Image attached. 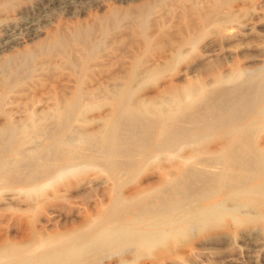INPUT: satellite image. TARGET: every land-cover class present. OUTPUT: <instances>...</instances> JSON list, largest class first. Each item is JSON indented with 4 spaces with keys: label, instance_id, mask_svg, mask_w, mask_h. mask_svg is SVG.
<instances>
[{
    "label": "rangeland",
    "instance_id": "rangeland-1",
    "mask_svg": "<svg viewBox=\"0 0 264 264\" xmlns=\"http://www.w3.org/2000/svg\"><path fill=\"white\" fill-rule=\"evenodd\" d=\"M2 1L3 3H1ZM2 1L0 0V36L4 35L3 31L6 26H20L29 19H34L36 25L42 29H39L38 32L32 29L22 30L21 38L23 40L21 44L11 51L2 53L3 44L0 43V65L14 60L17 69L21 68L20 65L24 67L20 69L21 74L16 75L17 77L12 78L13 73H0V131L5 130L0 132V150H2L0 152V166H6L4 168L6 172L16 168L14 170L16 171L15 176L12 174L14 171L10 172L9 176L3 170L0 172V177H3L0 178V258H2L0 264H9L13 260L10 259L13 250H16L17 246L22 245L24 247L32 240L38 241L40 238L50 239L49 237L55 238L61 235L64 236V234L66 236L78 233L87 238L90 236L89 232L91 233L96 226L98 227L100 222L106 219L115 201L120 202L122 207L129 208L131 212H135L136 205H146L152 201H154L152 203H155L154 197L137 200L138 195L150 192L165 177L169 179L171 177L177 178L180 174L178 167L182 165L187 169L189 164L186 162L190 157L203 155L207 151L214 152L220 144L216 142H203L197 143V145H195L196 143H182L175 145L173 150L176 153L170 151V153L161 152L156 153V155L150 150L145 151L141 146L134 144L133 141L135 142L136 136H130V131L133 129L141 137L150 139L151 135H154L151 133L153 130H159L160 126L169 125L171 118L178 115L184 108L183 105L178 104L177 106L174 103L176 98H174L173 92L185 86L188 82L204 79V81L210 83L218 72L225 69L229 70L235 66L244 69L247 75L264 67V0H232V3L228 2L230 0H221L223 2H220V0H152L150 6L142 4L145 0H76L77 2L75 0H57L60 6H49V0H12L18 2L17 4L13 2L8 9L2 7L8 0ZM208 1L213 3L210 4ZM19 3L20 5H18ZM14 4L16 5L14 6ZM216 4L222 6L220 8L222 11L225 10L223 11L224 21L226 19L225 25L208 27V31L202 33L198 19L200 20L203 13L209 14L216 7ZM202 5L205 7H202ZM212 5L213 9L211 8ZM139 6L141 7L139 8ZM208 6H211L208 9L209 12L206 8ZM242 6L246 8L243 11L244 13L238 10ZM158 7L159 9H157ZM204 8H206V11ZM125 11L129 12V18ZM199 11L203 13H199ZM251 11L253 14L259 13L261 24L248 31L245 30L242 24L251 15ZM111 12L115 13L112 14ZM136 13L139 14V17H136L138 16ZM7 16H11L12 19L7 20L5 18ZM109 16L111 17L109 18ZM132 16L134 18H130ZM62 19L64 20L60 21ZM78 20L79 22H77ZM97 20L101 22L99 23ZM135 20L136 22L140 21L136 23ZM67 21L68 23H66ZM80 24L84 31L81 32L83 39L78 41L75 38V31H78ZM94 24L97 31L93 26ZM86 25L90 30L86 29L85 31L84 27ZM66 27L72 28L69 31V33L71 32V35L68 36L69 40L67 39L69 46L68 43L59 45L57 50L52 49L53 53L40 54L36 52L45 44L51 43L52 40L47 38L46 34L50 36L56 31L64 30ZM44 29L47 30V33L42 31ZM104 30L108 33H105ZM32 34L35 37L34 39ZM190 36H196L197 38L192 45L187 43ZM95 38L98 40H95ZM42 40L43 43H41ZM76 43H81V45H76ZM142 44L143 46H141ZM180 44L184 45V52L180 59L165 65L160 61L157 66L153 64L154 61H158L166 53L172 52ZM87 46L89 49H87ZM62 49L63 51H61ZM26 50L28 51L26 52ZM94 51L95 53H93ZM33 52L37 53L36 57L38 58L32 56L31 60L29 56ZM49 54L55 55L48 56ZM20 58L22 60H19ZM136 60L139 61L138 65ZM134 69L136 75L133 79L129 74ZM0 70L2 71L1 66ZM124 88L125 90L122 92L129 91L132 94L130 101L132 100L133 104L142 106L144 111L142 110V113L139 114L141 123L127 125L126 129L121 130L119 139L126 143L123 146V152L117 155L118 159L108 160L107 157L102 155L95 165L91 164L86 168L66 172L58 179L52 180L53 176L70 162L73 155L79 159L78 164L86 163L84 161L87 159L80 162V159H82L80 155L93 149L98 153V150L95 149L99 147L100 143L104 142L106 144L114 139L113 136L108 137L106 135L105 123L111 116L113 108L122 100V97L120 98V96L114 94ZM108 90L113 94H110ZM114 96L115 98H113ZM74 99H76V103L73 106L72 101ZM150 109H157L152 111L159 113V115L157 113L151 115L150 112L152 111ZM8 118L12 120L9 129L8 126H5ZM99 121L103 122L100 123ZM63 122L66 123V126L63 125ZM143 124L145 125L143 126ZM254 133L257 137L256 142L264 145V124L257 127ZM65 134L67 138L71 135L70 139H65ZM95 134H97L96 136L100 135L99 138ZM55 137L56 139L58 137V139L54 140ZM155 138L156 136L150 140L156 141ZM85 139V142H90L89 145L84 142ZM185 145H188V147H185ZM129 150L132 157L129 160L135 165V169L127 168L124 170L122 167L118 168L117 166H123L122 157L124 154H128ZM69 156H72L71 159ZM19 157H22L23 163ZM33 158H37V163ZM28 159H33L34 163L33 160H29V163ZM151 159L153 160L150 161ZM146 161L149 163H146ZM30 164L39 169L36 170ZM23 168L26 169L27 173H25V170V174L20 171ZM35 185H39L41 188L44 187L41 189L35 187ZM187 185L192 189L194 187L196 189L197 185L199 186V184L192 183H185L183 186ZM250 202L251 205H249ZM239 204L244 208L250 206L253 210L251 214L257 213V210H260L261 213L250 217L247 215L250 210H242L243 213L241 214V212L227 207V209L218 211L217 214L206 221L193 224L191 228L175 229L170 233L158 237L152 236L133 245L123 242L112 249L107 243L103 242L101 244L103 247L100 248V245L96 249L97 251H88L84 257L86 259L93 257V260H88V263L90 261L91 264H239L240 262V264H263L264 210L258 205L257 200H249L248 197L246 199L242 198ZM202 205L207 204H200L199 206ZM123 212L125 211H120L118 215L125 216ZM126 217L125 220L127 221L134 218L129 215ZM131 225V228L137 227L134 223H131ZM195 231L197 232L195 233ZM261 244L262 246H260ZM104 247H106L105 251ZM94 252L98 253V257H95L97 253L92 256ZM253 252L254 254L258 252L256 257ZM100 258V262H95V259Z\"/></svg>",
    "mask_w": 264,
    "mask_h": 264
},
{
    "label": "bare ground",
    "instance_id": "bare-ground-1",
    "mask_svg": "<svg viewBox=\"0 0 264 264\" xmlns=\"http://www.w3.org/2000/svg\"><path fill=\"white\" fill-rule=\"evenodd\" d=\"M84 1H86V0H84ZM138 1H141V0H138ZM231 1L232 0H230L228 2H231ZM13 2H15V1L8 0L5 4H3L2 7L5 9H8V8H10V6ZM17 2L18 1H16L15 3L17 4ZM58 2H57V0H49L48 5L49 6L58 5ZM151 2H152V0H145L142 2V4H144L145 6H150L152 4ZM220 2H223V1L220 0ZM220 2H219V4H220ZM1 3H3V1ZM212 3H210V4H212ZM216 3L218 4V2H216ZM16 4H14V6ZM217 4L215 5L216 7L214 9H213L214 4L212 5V7L211 6L206 7L207 11H208L209 7H211L213 9L209 14H204L203 12L199 11V13H203V16L198 15L201 17L200 20L197 18L198 21H200L199 25L202 28V31H201L202 33L207 32L208 27L211 28V27H219V26L225 25L226 19L224 21V16H223V11H225V10L223 9V11H222L220 9L222 6H219V5L217 6ZM18 5H20V3ZM247 5H248V3H247ZM58 6H60V5H58ZM158 6H159V4H158ZM203 6L204 5H202V7ZM239 6H241V5H239ZM137 7H138V5H137ZM140 7L141 6H139V8ZM206 8H204V10ZM157 9H159V7ZM244 9H246L245 6H242L240 9L238 8L239 12L242 11V13H244L243 12ZM112 10H113V8H112ZM101 11H102V8H101ZM115 11H116V9H115ZM118 11L120 12L119 9H118ZM194 11H196V10H194ZM249 11H250V9H249ZM159 12H161V11H159ZM226 12H227V10H226ZM114 13L115 12H113L112 14H114ZM128 13H127V17H128ZM138 13H136V14H138ZM162 13H164V12H162ZM109 14H110V12H109ZM116 15H118V14L116 13ZM150 15H152V14H150ZM70 16H72V15H70ZM112 16H115V15H112ZM142 16L144 17L145 15H142ZM28 17H30V16H28ZM34 17H35V15H34ZM110 17L111 16H109V18ZM136 17H139V14ZM143 17H142V19H143ZM5 18L7 20L12 19L11 16L10 17L7 16ZM86 18L88 19V17H86ZM130 18H134V17L132 16ZM259 18H260L259 13L253 14L251 11V15L248 16L242 24L243 27L245 28V30L251 31L256 26H259L261 24L260 23L261 21L259 20ZM58 19H60V18H58ZM103 19H105V18H103ZM123 19H126V18H123ZM138 19H140V18H138ZM63 20L64 19H62L60 21H63ZM90 20H92V19H90ZM97 21L99 23L101 22L99 20H97ZM104 21H106V20H104ZM114 21H115V19H114ZM119 21H120V19H119ZM121 21H123V20H121ZM162 21H164V20H162ZM77 22H79V20ZM109 22H110V19H109ZM111 22H112V20H111ZM132 22H134V21H132ZM135 22H136V20H135ZM138 22H136V23H138ZM165 22L167 23V21H165ZM3 23H5V22H3ZM66 23H68V21ZM72 23H75V22H72ZM121 23H123V22H121ZM6 24H7V22H6ZM69 24H70V21H69ZM83 24H84V21H83ZM95 24L93 26L95 27V30H96ZM169 24H170V22H169ZM55 25H53V26H55ZM116 25H118V24H116ZM56 26H58V25H56ZM111 26H112V24H111ZM169 27L170 26L168 25V28ZM44 28H45V26H44ZM51 28L54 29L53 27H51ZM84 28H85V31H86V29L90 30V28L87 25ZM138 28H140V27H138ZM26 29L36 30V32H38L39 29H42V28H39V26L36 25V21L34 19L26 20L25 23H23L20 26H15V27L6 26V28L3 31L4 35L0 36L1 37L0 43L3 44V51L1 50V52L5 53L7 51H11L16 46L21 44V42L23 40L21 38L22 30H26ZM71 29H72L71 27L70 28L66 27L64 30L56 31L50 36L48 34H46L47 35L46 37L50 38L52 40V41H50L52 44L51 43H50L51 45L45 44V46H42V48L40 47L41 49L39 51H36V52H39L40 54H44V53L47 54L49 52H52V49L57 50V46L67 44L68 43L67 39L69 38L68 36H69V34L71 35V32L69 33V31ZM74 30H76V29H74ZM77 30L78 31H75V38L78 41H80L81 39H83L81 36V35H83L81 33L83 30L82 25L79 26V28ZM160 30H162V29H160ZM42 31H45V29ZM48 31H49V29H48ZM144 31H146V30H144ZM88 32H90V31H88ZM104 32H105V30H104ZM104 32H103V34H105L107 31L105 33ZM100 33H102V32H100ZM111 34H112V32H111ZM86 35L88 36L87 33H86ZM96 36H98V35L96 34ZM32 37H33V34H32ZM201 37H203V36H201ZM34 38L35 37H33V39ZM198 38H200V37H198ZM90 39H91V37H90ZM196 39H197L196 36L195 37L190 36L187 43L189 45H192ZM95 40H98V39L95 38ZM41 43H43V40ZM82 43H83V41H82ZM145 43H146V41H145ZM76 45L80 46L81 43L80 44L76 43ZM76 45H74V46H76ZM103 45H104V43H103ZM68 46H69V43H68ZM101 46H100V48H101ZM141 46H143V44ZM144 46H145V44H144ZM149 46H150V44H149ZM32 47H34V46H32ZM84 47L86 48L85 45H84ZM37 48H39V47L37 46ZM27 49H28V47H27ZM87 49H89V47ZM87 49H85V50H87ZM148 49H149V47H148ZM183 49H184V45L180 44L172 52H168L164 55V57H161V59H158V61H154L153 64L157 66L159 61L162 62L163 65L170 63V62H175V61H177V59H180L182 57V54L184 52ZM27 51L28 50H26V52ZM61 51H63V49ZM36 52H33L31 54L29 53L30 54L29 57L31 58V60H32V56L36 57V55H37ZM82 53H84V51H82ZM82 53H81V55H82ZM89 53H90V51H89ZM93 53H95V51ZM59 54H61V53H59ZM51 55L52 54H49L48 56H51ZM53 55H55V54H53ZM92 55H91V57H92ZM134 56L136 57V55H134ZM134 56H132V58H134ZM82 57H83V55H82ZM21 58L23 59V57H21ZM21 58L19 60H22ZM36 58H38V57H36ZM66 59H68V58H66ZM28 61H27V63H28ZM68 61H69V59H68ZM13 62H14V60H13ZM13 62L11 60L4 65L2 64L3 66L0 65L1 69H2V71L0 70V73H2V74L3 73H11L12 74L13 73L14 75L11 76L12 78L17 77L16 75H20L21 74L20 69L24 68V67H22V65H20L21 68L17 69L16 68L17 66L14 65L16 61L14 63ZM136 62H137V60H136ZM27 63H25V64H27ZM75 63H76V61L74 62V64ZM138 63H139V61L136 64L138 65ZM43 65H44V63H43ZM37 66H38V64H37ZM86 70H85V72H86ZM138 70H139V68H138ZM225 70L218 72L214 76V79L212 80V82H210V83L207 81H204V79H200V80H197L194 82H188L185 86H183V87L177 89L175 92H173V96H174V98H176L174 100V103L177 106H178V104L179 105L181 104V105H183L184 108L178 113V115H175L174 117L171 118V121H169V125H166L167 124L166 123L165 124L166 126H164V125L160 126L159 130L156 129V130H153L151 132L156 136V138L154 139L156 141L150 140L153 137H155L154 135L153 136L151 135L150 139L145 138V137H141V135L136 134V132L132 128H131L132 131H130V134H129L132 137L136 136L135 142L133 141L134 144L141 146V148L145 149V151L150 150L154 154H156V153L159 154L161 152H169L170 153V151H173V153H176V151L173 150L175 148V145H179L182 143H196L195 145H197V143H203V142H214V143L216 142V143L220 144V146L218 147V149L216 151H214V152H208L207 151V152L203 153V155H200V156L194 155V156L190 157L186 162L187 164H189V167L187 169L185 168V166L183 167L182 165H180L178 167V169L180 170V174H178L177 178H173L170 176L171 179H169V178L165 177L162 179L161 183L157 187H155L153 190H150V192L149 191L145 192L141 195L139 194L138 199L136 198L137 200H143V199H147L148 197H151V198L154 197L155 203H152V202H154V201H152V202L147 203L146 205H136L137 207L135 209V212H131L129 208L122 207L120 205V202L115 201L112 205V209L110 210L109 214L106 216V219L104 221L100 222L98 224V227L96 226L97 228L95 227L93 229V231H91V233L89 232L90 236L87 235L88 236L87 238H85L84 235H80L78 233V234H69L66 236H65V234H64V236H62V235L58 236L57 235L58 237H55V238L49 237L50 239L40 238L38 241L32 240V241H29L27 245L25 244L24 247L22 245L17 246V249L13 250V254L10 255V259L12 258L13 260H11V262L9 264H75V263H79V262H81L80 264H89L93 257H91V259H86L84 257L85 254L88 251L91 252V250L97 251L96 249L99 248V246L103 242L107 243V245L111 249L117 245H120L123 242L127 243L129 245H133V244H136L139 242H143L144 239L146 240L148 238H151L152 236L158 237V236L163 235L165 233H170L175 229L191 228V226L193 224L201 222V221H206L211 216L217 214L218 211L225 210V209H227V207H231V210H236L238 212H241V214L243 213L242 210H246V211L250 210L247 214L250 217H252V215H254V216L259 215L261 213L260 210H257L258 211L257 213L254 212L255 214H251V213H253L252 212L253 210H251L252 208L250 206H248V207L246 206V208H244L239 203H240V201H242V198L246 199L248 197L249 200H251V199L252 200L254 199L255 201L257 200L258 205L260 207H262L264 210V145L258 144L256 142L257 137L254 133V131L257 127L264 124V67L261 69L252 71L251 73H249L250 75H247V72L244 69H241L240 67H236V66L230 68L229 70H226V71ZM135 71L136 70L134 69V71L130 72L131 74H129V75H131L132 78L135 77V75H136ZM154 74H152V75H154ZM116 82H118V81H116ZM126 83H128V82H126ZM108 87H109V85H108ZM119 88H120V86H119ZM123 90H125V88L120 90L117 93L115 92L116 94H114V95L120 96V98L122 97V100L118 105H116L113 108L111 116L109 117L108 120H106L107 123H105V126H106L105 128L107 131L106 135L108 137L113 136L114 139L111 140L110 142H107L106 144L104 142L100 143L99 147H97V149H95V150H98V153H96L93 149V150H88L86 153L87 155L86 154L80 155L82 157V159H80V162L83 159H87L84 161L86 163L78 164L79 159H77L76 156H75L76 157L75 158L73 155L72 159H71L72 156L71 157L69 156L71 159L70 162L67 165H65L62 169H60L61 171L58 170L59 172H57L53 176V178L51 177L52 180L53 179L56 180V178L58 179V177L64 175V173L66 174V172L68 173L70 171L72 172V170L86 168V166L88 167V165H91V164L95 165V163L97 161L99 162V159L102 155L107 157L106 159H108V160H117L118 159L117 155L119 153L123 152V148H124L123 146L126 143V142L119 139L120 135H121V130L123 131L124 129H126L127 125L129 126L131 124H136V123L140 122L141 117L139 114L142 110L144 111V109H142L143 108L142 106L133 104L131 102L132 100L130 101L132 94L129 93V91H127V90H126V93L122 92ZM111 91H109L110 94L112 93ZM110 96H112V95H110ZM115 96L113 98H115ZM133 101H135V100H133ZM169 101H171V100H169ZM78 102H80V101H78ZM75 103H76V99H74L72 101V105L74 106ZM162 104H160V105H162ZM169 104H170V102H169ZM166 107H167V105H166ZM151 108H154V107H151ZM150 110H149V112H150ZM152 110H154V109H152ZM156 110H154V111H156ZM147 111H148V109H147ZM158 112H159V110H158ZM150 113H152L151 115H155L157 112L155 113L152 111ZM153 113H155V114H153ZM157 115H159V113H157ZM152 117H154V116H152ZM156 119H158V118L156 117ZM63 120H64V118H63ZM61 121H62V119H61ZM65 122H63L64 123L63 125L66 126ZM99 122L101 123L103 121H99ZM11 123H12V120L8 118L5 122V126L6 127L8 126V129H9L10 128L9 126L11 125ZM143 123H144V121H143ZM145 124H143V126ZM12 126L14 127V125H12ZM137 126H135V127H137ZM105 128H104V130H105ZM128 130H130V129L128 128ZM4 131H2V132H4ZM156 132H157V134H156ZM47 133H49V132H47ZM148 133H150V132H148ZM66 134H65V136H66L65 139L68 140V138L71 137V135H69V137L67 138L68 134L67 135ZM97 134H95V136ZM129 135H128V137H130ZM99 136H96V137L99 138ZM104 137H105V135H104ZM57 139H58V137H57ZM57 139H56V137L54 138V140H57ZM93 139H95V137H93ZM101 139H102V137H101ZM105 139H106V137H105ZM42 141H41V143H42ZM85 141H86V139L84 140V142ZM69 142H70V140H69ZM81 142H83V141L81 140ZM85 143L88 144L90 142H85ZM62 144H64V143H62ZM62 144H61V147H62ZM57 145H58V143H57ZM74 145L76 146V144H74ZM198 145H200V144H198ZM186 146L188 147V145H185V147ZM100 150H101V152H100ZM1 151L2 150H0V152ZM126 153H127V151H126ZM17 154H20V153H17ZM45 154H46V152H45ZM154 154H152V155H154ZM14 155L16 156V154H14ZM43 157H45V156H43ZM21 158H20V161H22ZM56 158H58V157H56ZM131 158H132L131 152L129 150L128 154H124V156L122 157L123 166H117V167L118 168L122 167L124 170L127 168L128 169H135V165L132 162H130V160H129ZM14 159H17V158H14ZM33 159H28V161L29 160L31 161ZM36 159H34V160L36 161ZM34 160H33V163H34ZM152 160L153 159H151L150 161H152ZM30 161H29V163H30ZM67 161H68V159H67ZM41 162H42V159H41ZM66 162H64V163H66ZM147 162L148 161H146V163ZM22 163H23V161H22ZM35 163H37V161ZM38 164H39V162H38ZM30 165H27V166H30ZM3 166L4 165L0 166V172H2V170L5 171L4 168L6 166L5 167H3ZM33 168H35V167H33ZM27 169H28V167H27ZM37 169H39V168H37ZM146 169H147V167H146ZM184 169H186V170L184 171ZM14 170H16V168H14L12 171H14ZM24 170H25V173H27L26 169H24V168L20 171H23L22 173H24ZM12 171L10 170V172H12ZM20 171H19V173H21ZM10 172L5 171L4 173L9 176ZM15 172L16 171L12 172V174H14ZM122 172H124V171L122 170ZM136 172H137V170H136ZM120 173H119V176L121 175ZM12 174H11V176H12ZM15 175L16 174H14L13 176H15ZM22 175H20V176H22ZM19 178H21V177H19ZM37 178H38V176H37ZM185 183L186 184H188V183L199 184V186L197 185L196 189H195V187L192 189V187L191 188L188 187L189 185L184 187L183 185H185ZM45 185H46V183H45ZM46 186H48V185H46ZM193 186H196V185H193ZM35 187H39V185H35ZM43 187L42 188L39 187V188L43 189ZM136 199H134V200H136ZM236 202H238V203H236ZM126 204H128V203H126ZM198 204L199 205L200 204H207V205L199 206ZM249 205H251V202ZM129 206H133V205H129ZM123 210L125 211V212H123V213H125V216L124 215L119 216L118 213L120 211H123ZM128 215L131 217H134V218L132 220H129V221L125 220L127 218L126 216H128ZM131 223L136 224L138 228L137 227L131 228L130 227ZM258 227H259V225H258ZM192 229H195V228H192ZM234 230H232V231L234 232ZM236 230H238V229H236ZM77 231H81V230H77ZM196 232L197 231H195V233ZM262 234H263V232H262ZM232 236H234V235H232ZM159 241H160V239H159ZM228 241H230V240H228ZM228 244H229V242H228ZM260 246H262V244ZM101 247H103V246L101 245L100 248ZM105 248L106 247H104V251H105ZM255 249H257V248H255ZM104 251H102V252H104ZM192 251H193V249H192ZM254 252H253V254H254ZM258 252H260V251H258ZM96 253L97 252H94V254L92 256H94ZM256 254H254L255 257H256ZM96 256L98 257V253L95 255V257ZM0 260H2V258H0ZM82 260H84V261L82 262ZM88 260H90L89 263H88ZM99 260H101V258L97 259V260L95 259V262L96 261L98 262ZM246 262H247V260H246Z\"/></svg>",
    "mask_w": 264,
    "mask_h": 264
}]
</instances>
